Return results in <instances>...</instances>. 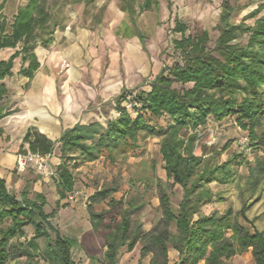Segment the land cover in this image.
Listing matches in <instances>:
<instances>
[{
	"label": "trees",
	"instance_id": "obj_1",
	"mask_svg": "<svg viewBox=\"0 0 264 264\" xmlns=\"http://www.w3.org/2000/svg\"><path fill=\"white\" fill-rule=\"evenodd\" d=\"M90 3L93 0H66V3ZM50 0H27L11 21L1 11L0 51L19 47L7 60L0 59V80L12 74L14 60L21 56V74L32 78L40 66L35 54L38 44L48 46L60 20L49 8ZM171 8L173 1L169 0ZM120 8L131 22L138 14L134 0H121ZM160 0H144L140 10H156ZM264 3L246 14L240 22L233 21L235 6L230 0H222L219 16V35L213 47L208 30L185 35L187 25L176 19L173 30L183 36L175 40L181 60L161 68L149 90L129 93L126 89L116 97V116H108L106 122L77 123L65 129L57 141H53L35 127H30L23 141L32 153L51 154L56 142L60 144L61 161L57 166V190L60 196L56 208L50 213L44 210L45 197L38 194L29 199L11 193L0 176V264L26 257L42 258L49 264H76L71 258L75 241L65 237L51 221L55 217L60 200L74 189L75 178L70 166L100 158L102 151L115 162L121 155L138 145L140 135L161 137L160 151L167 179L183 189L177 208L172 205L168 182L158 180L162 216L150 229L132 215L142 209L145 202L116 200L112 194L116 187H102L90 196L88 205L93 230L102 235L107 250L105 259L114 264L119 249L127 245L131 250L140 241L141 258L151 255L149 264H169V249L179 252L174 264H228V260L251 249L256 264H264V229L260 230L250 220L243 203L240 210L229 206L224 212L210 215L202 213V206L212 201L214 193L209 184L230 185L239 177L238 167L247 157L233 153L218 162L219 152L205 156L206 145L199 152L201 128L209 117L221 121L235 116L239 127L248 132L245 146L264 148V15L258 17ZM248 19H255L253 23ZM139 36L145 48V37ZM246 40L243 41V38ZM8 93L5 83H0V100ZM133 95V107L125 101ZM0 108V119L10 114ZM168 116L166 127L159 126L156 117ZM228 145V144H227ZM20 151H25L23 147ZM253 184L264 182V162L256 159L251 167ZM108 200V208L96 211L93 202ZM116 211L120 219L106 222V215ZM244 218L253 230L239 222ZM8 223L6 224V222ZM6 224V225H5ZM31 224L35 232L25 236L24 226ZM52 233L54 235H52ZM43 241V246L40 241ZM139 264H143L141 261Z\"/></svg>",
	"mask_w": 264,
	"mask_h": 264
},
{
	"label": "rangeland",
	"instance_id": "obj_2",
	"mask_svg": "<svg viewBox=\"0 0 264 264\" xmlns=\"http://www.w3.org/2000/svg\"><path fill=\"white\" fill-rule=\"evenodd\" d=\"M143 1L134 0V6L139 14L137 21L133 23L130 21L127 13L121 10V0H93L90 3H66V0H50V10L61 21L55 31L59 47L64 48L65 45L78 42L82 47L83 54L82 59L76 61L81 65H75L67 59H61L60 62H57L49 57L54 52L42 50L38 46L40 58L43 62L38 76L42 72L56 76L58 96L60 94V86L66 80L73 82L72 87L76 95L81 92L80 89L85 88L80 81L86 84H93L97 89L100 88L101 85H104L103 79L110 67H113V75L119 74L122 78L121 82L124 84L119 90L121 82L117 84L115 77L110 80L109 83L112 82L109 85L110 95L105 97L98 95L96 98L90 100L82 113L85 115V121L99 120L105 123L108 116L117 115L114 109L116 97L121 93L123 88L129 93L149 90L153 79L162 67L181 60L182 56L175 47V40L180 39L183 34L173 30L176 19L186 23L187 30L185 35H194L200 33L202 30H208L211 38L209 46L213 47L215 44L219 35L218 24L222 0H171L173 1L171 8L168 5L169 0H160L158 11H141L140 4ZM230 1L235 6L232 18L235 22H240L251 10L264 3V0ZM261 15H264V9L258 16ZM254 20L248 19L247 21L253 23ZM137 32L145 37V48L141 40H139L138 35H136ZM65 33L68 34L67 37ZM245 40L246 37L243 38V41ZM91 47L95 48L94 54L91 52ZM24 80L18 73L8 79L9 85L12 88L11 96H17V92H21V89L28 88L27 84H23ZM132 96L131 94L130 97ZM76 97L78 99L80 95ZM5 98L0 104L7 108L11 107L14 103L11 99L12 97L9 95ZM10 103L11 105H9ZM169 121L168 116L156 117L155 119V122L161 127H166ZM233 125L232 123L229 126ZM231 128V133L226 134L222 140L215 139L212 136L213 132L210 130H201L197 150L200 152L204 145L211 146L218 144L223 151V158L226 159L234 152L240 151V153L247 157L249 162L239 166L238 171L250 172L251 167L256 165V159L257 161L261 160L264 162V148L243 145L241 139L245 135L248 136V132L242 134L240 129L236 127ZM19 137L20 134L17 131L1 133L0 148L8 151V149L19 143ZM233 141L237 145H233ZM227 142H229L228 145ZM160 145V136H145L142 133L138 145L128 151L126 158H123L121 155L113 162L108 159L107 153L103 151V156L93 162L80 163L77 168L71 165V168H74L76 187L70 194L75 193V198L78 197V202L89 201L90 194L98 188L116 187L117 190L112 194L116 200L123 199L125 203L129 200H135L136 203H139L141 199L145 202L143 208L137 210L132 215L133 219L141 220L145 226L150 222L155 225L162 216L159 200L160 190L157 185L158 180L168 182L167 189L169 193L172 192L171 201L175 208H177L183 194V189L180 185L173 186L171 184L172 180L169 181L167 179ZM53 156L48 161V165H50L49 170L50 172L52 171V175H49L51 177L49 180L51 184L50 191H46L48 194V204L45 206L46 212H50L55 208L53 196L57 195L54 184L56 183L59 155L56 153ZM2 168L0 163V169ZM27 169H29L27 174L30 179L42 178L43 174L37 173L32 168ZM6 170L12 172L13 179L6 178L10 191L20 197V187L16 185V180L22 176L24 170H19L17 164H12L10 169ZM244 176L242 175L238 181L231 183L228 188L231 190L241 189L240 183L244 182ZM250 177H253L251 173ZM29 193L34 196L35 191L31 190ZM75 198L71 199L68 196V204L71 201H75ZM108 200L110 198L95 203L93 206L98 211L104 210L108 208ZM86 204L88 205V203ZM84 208L83 206V212ZM119 219L120 215L116 211L106 215L107 222H116ZM52 222L56 225L55 219H52ZM258 224L264 225V218H261ZM250 228H252L251 225ZM52 235L54 234L52 233ZM40 244L43 246L42 240ZM19 260L21 264L25 258L23 257ZM143 260L144 263L147 262L148 257ZM33 262L34 264H43L39 258H33ZM228 264L256 263L252 254L245 252L241 256H236Z\"/></svg>",
	"mask_w": 264,
	"mask_h": 264
},
{
	"label": "crops",
	"instance_id": "obj_3",
	"mask_svg": "<svg viewBox=\"0 0 264 264\" xmlns=\"http://www.w3.org/2000/svg\"><path fill=\"white\" fill-rule=\"evenodd\" d=\"M26 3L27 0H0V5H2L1 11L7 16L9 20L12 21L15 15L18 13L20 7L24 6ZM67 35L68 34L65 33L66 37ZM57 42H58V38L54 34V39L48 46H43L41 44H38L36 46L35 54L37 56L38 61L40 62V66L36 70L32 78H29L21 74L20 70L22 68L23 62L21 56H18L14 60L12 74L6 76L3 80H0V83L1 82L5 83L8 89V93L5 95V97L10 95V97H12L11 98L12 101L14 102V103L12 102L13 103L12 106L8 108L0 104V108L2 109L3 112L11 111L10 114L5 115L0 119V134L10 133V131H17L20 134L19 143L16 146L8 149V151H4L2 148H0V163L3 167L2 169H0V176L5 179L9 191L10 189L8 187V182L6 178L9 177L11 178V180L13 178H12V172H8V170L6 169H10V166L12 164L17 163V157L19 154H26L28 152H31L29 150V144L23 141L24 136L30 127L37 128L38 131L45 134L51 140L57 141L65 129L73 127L77 123H90L92 121H96V120L85 121V115L82 114L83 110L88 106L90 100L96 98L98 95L103 97L110 95L109 85L112 83V82L109 83L110 80H112L115 77L116 80L115 82L119 84L122 79L119 74L113 75L114 74L113 67L112 68L110 67L107 72V75L103 79L104 85H101L100 88L97 89L93 84H88V83L86 84L85 82L80 81V83H82L85 88H83L82 90L80 89L82 93L80 92L76 95L74 92V88L72 87L73 82H71V80H66L60 86V94L58 96L56 76H52L47 72L44 73L42 72L40 76H38V73L43 65L42 64L43 62L40 58L38 46H40L42 50H48V51L51 50V52H54L52 53V55L49 54L50 55L49 57L52 58L53 61L60 62L61 59L62 60L67 59L73 62V64L75 65H81L76 61L78 59L80 60L82 59L83 51H82V47L78 42L72 43L71 45H65L64 48L59 47ZM18 49L19 47L2 49L0 51V59L7 60ZM94 50L95 48L91 47L92 54H94L93 53ZM16 73H18L20 76L23 77V79H25L23 81V84H27L28 88L21 89L22 90L21 92H17L18 93L17 96H11L12 88L9 85L8 79L12 78ZM123 86L124 84L123 82H121V86L120 87L117 86V87H119L120 90ZM124 89L125 88H123L122 90ZM76 96H78L79 98L77 99ZM5 97L3 98V100L6 99ZM3 100H0V102H2ZM9 105H11V103ZM232 123L234 125L229 126L232 125ZM231 127H236L240 129L242 131V134L247 133L246 130L238 126V124L236 123L235 116H230L221 121H216L212 117H209L207 123L201 128V130L203 131L210 130L213 132L212 136L215 139L222 140L226 134L231 133V129H232ZM228 139H232V138H228ZM228 143L229 142H227V144ZM232 144L237 145L235 141H233ZM59 146L60 144L56 142L55 149L51 154L45 156L36 154L34 160L28 162L27 167L24 170V173L20 178L16 180V185L20 187L19 188L20 197H18L16 193H13L11 191L10 192L13 193L19 199L22 198L24 192L29 199H36V196L38 194H42L45 197V201H46L44 203V210H45V206H47L48 204V194L46 193V191L47 190L50 191L51 188V184L49 182L51 177H49V175L50 176L52 175V171L50 172L49 170L50 165H48V161L52 158L53 154L57 153V155H59L58 164L60 163L61 157H60ZM21 147H23L25 151H20ZM206 149H207L205 153L206 157H209V155L212 154V151H217L219 152V154L217 155L218 162H222L226 160V158H223V151L218 144L207 146ZM234 153H240V151ZM101 156H103V151L100 157ZM39 161L45 164L44 171H39L37 169V163ZM93 161H89L85 163H90ZM27 168H32L37 173L43 174L42 178L30 179L27 174V171H29V169ZM70 169L73 171L74 168H71L70 166ZM251 171L252 170L250 169V172ZM250 172H241V171L239 172L240 175L235 180V182L238 181L239 178L242 177V175H245L243 178L244 182L240 183L241 189L231 190L230 188H228L229 185L218 184L217 182L210 183L209 186L213 191L214 196L212 201L202 206V213L205 215H210L211 213L214 212L222 213L229 206H231L235 211H237L241 209L243 203L249 204V207L246 211L247 217L250 220H253L257 228L263 230L264 225L262 226L259 225L258 221L261 218H264V182L261 181L260 184H258L257 186L250 184L251 182H253V177H250ZM73 174L75 178L74 171ZM57 178L58 177H56V183L54 184V189L57 195L54 197L53 194L51 193L55 201L54 203L55 208L57 205V201H59L60 198L57 190V182H58ZM46 186L48 187L45 188ZM75 187H76V178H75L74 189ZM31 190L35 191L34 196H32L29 193V191ZM94 192L90 194V196L93 195ZM69 194L70 192L66 193L65 198L60 200L61 206L58 208L55 217L52 219H55L56 225L54 223L53 224L59 228L62 235L75 241V244L71 249L72 260L76 264H111L108 263L105 259L107 246L105 245L104 237L93 230V225L90 220V214L88 211V205L91 203L90 196H89V201L84 200L78 202V197H76L75 201H71L68 204L67 197L69 196ZM86 203H88V205ZM95 203L98 202H93L92 206ZM83 206L85 207L84 212H83ZM55 208H53L52 210H54ZM94 209L98 211L95 207ZM50 212H46V213H50ZM238 220L241 224L250 228V224L246 222L244 218L241 217ZM143 225H144L143 228L145 230H150L154 226L152 222H150L147 226H145V224ZM23 230L25 232V236L20 239L21 241H25L26 239H29L30 237L33 236L35 232V229L31 224L24 226ZM250 230H253V227L250 228ZM141 247L142 244L140 243V241H138L134 246V248L131 250L128 248L127 245L122 246L119 249L118 258L116 263L114 264H139L140 261L143 264H149L151 255H147L141 258ZM245 252L252 254L251 249ZM243 253L232 256L227 262L231 263V261H233V259H235L236 256H241ZM147 257H148V261L144 263L143 261L145 260L143 259ZM21 258L12 260L7 264H20L19 259ZM24 258L25 260L22 261L21 264H34L33 259L27 260L26 257ZM39 259L42 260L43 264H49L44 259L42 258ZM178 260H179V252L173 248H170L169 264L170 263L174 264ZM201 264H204V262H201Z\"/></svg>",
	"mask_w": 264,
	"mask_h": 264
},
{
	"label": "built area",
	"instance_id": "obj_4",
	"mask_svg": "<svg viewBox=\"0 0 264 264\" xmlns=\"http://www.w3.org/2000/svg\"><path fill=\"white\" fill-rule=\"evenodd\" d=\"M124 105L129 108V107H133L135 104L132 102V98L129 96L128 99L125 101ZM248 142H249V138L247 135L242 137L241 143H243V145H247ZM35 157H36V154L32 152H28L26 154H19L17 157V163H16L17 168L21 171L25 170L28 162L34 160ZM44 168H45V164L39 161L37 163V169L39 171H44ZM69 198L71 199L75 198V193L70 194Z\"/></svg>",
	"mask_w": 264,
	"mask_h": 264
}]
</instances>
